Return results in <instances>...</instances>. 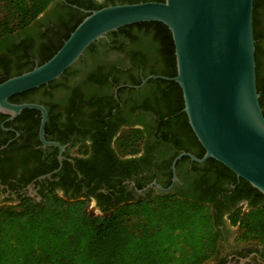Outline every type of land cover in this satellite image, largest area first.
<instances>
[{
	"label": "flooded vegetation",
	"instance_id": "flooded-vegetation-1",
	"mask_svg": "<svg viewBox=\"0 0 264 264\" xmlns=\"http://www.w3.org/2000/svg\"><path fill=\"white\" fill-rule=\"evenodd\" d=\"M120 1L52 0L28 26L0 40V80L46 57L88 10ZM252 19L255 74L258 65L264 86V0H253ZM170 52L159 24L135 22L93 41L51 82L11 95L13 103L43 106V138L61 148L40 139V109L25 107L13 117L0 112V205L40 201L53 191L106 214L145 195L207 198L218 229L209 264H264V243L235 240L229 223L231 210L257 197L213 158L187 154L201 157L204 148L183 110L181 88L169 78L176 74ZM124 130L141 135L137 150L115 147Z\"/></svg>",
	"mask_w": 264,
	"mask_h": 264
},
{
	"label": "water",
	"instance_id": "water-1",
	"mask_svg": "<svg viewBox=\"0 0 264 264\" xmlns=\"http://www.w3.org/2000/svg\"><path fill=\"white\" fill-rule=\"evenodd\" d=\"M252 7L253 0H144L88 10L49 58L0 81V112L13 117L25 107L40 109V139L61 148L43 138V106L8 98L57 78L107 32L159 21L174 45L176 74L169 78L179 84L188 123L204 148L201 157L187 154L219 161L264 194V115L255 82Z\"/></svg>",
	"mask_w": 264,
	"mask_h": 264
},
{
	"label": "trees",
	"instance_id": "trees-1",
	"mask_svg": "<svg viewBox=\"0 0 264 264\" xmlns=\"http://www.w3.org/2000/svg\"><path fill=\"white\" fill-rule=\"evenodd\" d=\"M51 1L0 0V40L28 26ZM136 1L144 0L110 4ZM81 19L38 64L57 50ZM141 22L159 24L173 54L168 27L159 21ZM258 67L255 82L264 115V86ZM8 100L11 101V96ZM140 144V134L124 130L115 147L137 150ZM213 160L220 171L235 177L225 165ZM239 179L257 199L245 210L239 207L231 210L229 223L237 226L238 241L264 243V194L245 179ZM206 201L207 198L176 193L145 195L118 204L106 214H91L83 200H68L48 191L40 201L25 198L15 206L3 204L0 264H202L216 251L218 238L215 208Z\"/></svg>",
	"mask_w": 264,
	"mask_h": 264
},
{
	"label": "rangeland",
	"instance_id": "rangeland-1",
	"mask_svg": "<svg viewBox=\"0 0 264 264\" xmlns=\"http://www.w3.org/2000/svg\"><path fill=\"white\" fill-rule=\"evenodd\" d=\"M241 209L245 210L246 206L242 207ZM86 210H87L88 213H91V214H103V213H100L96 209H93V208H91L89 206H87ZM230 229H231V235L233 234L232 232H235L234 233V237H236V235H237V226L236 225H231ZM235 240H237V239L235 238ZM202 264H209V261L206 259Z\"/></svg>",
	"mask_w": 264,
	"mask_h": 264
}]
</instances>
